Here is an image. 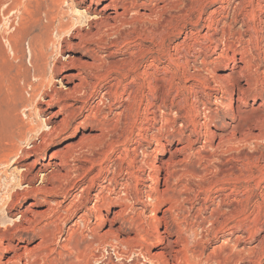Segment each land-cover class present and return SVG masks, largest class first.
Masks as SVG:
<instances>
[{
  "label": "bare ground",
  "instance_id": "bare-ground-1",
  "mask_svg": "<svg viewBox=\"0 0 264 264\" xmlns=\"http://www.w3.org/2000/svg\"><path fill=\"white\" fill-rule=\"evenodd\" d=\"M81 2H84L85 11L89 15L85 18L84 29L75 28L70 31L78 39L72 45L82 47L94 56L91 57V62L83 60L81 56L74 57L71 62L73 69L62 70L68 65L66 61L61 63L62 68L57 66L55 72L62 73L63 79L73 83L72 91L66 94L70 95L88 83L86 76H91L89 69L100 68V73L93 78L106 82L102 96L116 100L118 120L121 116L126 119L130 112L132 116L141 114L146 120L143 127L135 126L134 129L137 130L136 135L150 148V153L157 152L154 161L148 159L150 154H145L143 159L136 161L134 151H131V156L129 150L124 148L125 166L120 167L119 171L123 170L127 177L125 183H121V187L116 191L102 185L104 179L108 184L116 180L113 174L108 177L107 169L101 164L94 173H91L95 166L94 161H88L90 165H80L75 169L69 167L67 152L73 148L72 145L53 149L46 161L40 160L39 156L47 146L55 144V139L75 121V116L79 112L82 113V110L87 111L85 119L91 117L101 125L98 137L105 136L108 128L104 117L97 119L96 107L90 106L89 110L85 100L75 106L66 101L62 94L57 93L49 94V99L44 100L41 105L40 112L46 115L45 124H49L47 129L39 130L34 137L26 141L30 142V149L18 146L15 140L7 149L0 147V152H5L0 161L8 162L10 156L19 160L20 166L24 167L20 181L26 179L28 184L22 188L32 194L34 199L37 194H63L62 180L70 178L74 172L81 176L78 183L86 178L75 198L80 202L79 206L85 209L83 216L79 217L84 220L86 226L89 213H94L98 220L108 223V229L104 233L91 229L94 240L129 227L130 231L121 240V244L126 247L125 251L136 250L145 263L239 264L246 260V264H261L257 256V245L245 250V255L242 248L238 247L243 239L250 238L256 229L260 228L257 226L260 210L255 211L260 205L253 200L258 186L253 170L259 169L255 164L259 157L254 149L235 151L234 147L242 143L252 145L264 139V109L261 108L263 103L259 102L255 106V101L258 97L261 98V92L264 91V51L254 44V39L259 37L258 33L261 31V28L259 30L254 25V10L264 11V3L255 4L253 0H78L76 3ZM213 4L217 6L204 17L207 8ZM133 6L148 11L137 12L138 16L155 17L157 22L149 35L158 39L159 48L149 51L152 59L143 71H140L138 62L133 60L131 55L122 61L99 62L102 57L98 48H104L107 44L101 34H107L124 25ZM230 9L235 11V15L228 19ZM191 15L194 17L191 18ZM48 17L49 22L56 18L52 14ZM179 20H182L184 26L190 25L192 28H197L202 22L205 24L203 33L198 30L196 35L191 37L192 44L186 51L179 50L177 46H172L171 49L166 46V40L173 34L170 30ZM65 24L60 26L61 30L65 28ZM203 41L209 43V50L198 52L201 67L191 72V64L186 54L192 47L195 48L194 46L203 48ZM112 54L108 51L106 56L111 57ZM163 63L165 65H161ZM216 71L220 73L217 74ZM113 75L115 82L110 84L107 80ZM127 79L129 81L123 84ZM190 79L193 80L192 85H187ZM120 88L123 93L119 91ZM209 90L213 91V95ZM197 94L213 97L215 107L203 103L204 122L199 120L198 108L190 100L191 96L198 97ZM225 100H228V107ZM145 101L148 102L146 105ZM53 106L58 108L53 109ZM219 114H227L230 123L224 122ZM208 122L214 125L220 122L221 126L216 127L219 131L206 129ZM77 128L78 126L72 127V132ZM14 129V136L18 140L25 137L27 130H34L15 113L11 112L10 115L0 108V136L8 135ZM117 137L123 138L124 142L129 138L121 134ZM112 142L111 145L108 141L104 142V155L106 150H112L114 145H125L120 138H113ZM221 147L227 148L225 155H228L233 163L228 169L219 163L208 178L206 171L210 165L207 163L217 160L220 162L225 158L224 154H216ZM163 152L167 154L165 159L158 157V154L162 155ZM195 160L202 163L200 173H193L188 169V165ZM137 163L140 166H137ZM242 163L244 165L239 166ZM188 173H191L189 177L194 179L189 178ZM37 178L40 181L35 184ZM132 181L135 182L133 185ZM226 185L230 186L228 193H225ZM240 185L244 187L241 189ZM91 187H94L95 191L92 194L94 200L87 207L88 198L91 196L87 194V190ZM215 187L217 189L213 191ZM14 196L15 194L8 204L10 208L14 206ZM31 201L27 202L22 210L19 209L17 215L13 213L14 218L6 219L7 223L12 220L11 223L5 224L8 228L15 227L12 232L5 233V230L0 229V240H7L9 246L6 247L13 251L8 262L17 261L33 252L14 239L19 230H34L39 224L38 219L42 214L32 210L31 207L35 203ZM75 206L74 201L69 202L65 212L69 213ZM111 208L112 216L104 219L103 210L108 213ZM160 209L161 214L157 215ZM193 209L197 213L196 223L188 222ZM116 222L119 225L114 228ZM226 227L229 232L226 241L231 243L229 251L223 244L224 246L218 245V248L213 247L210 253H205L211 238L224 234ZM261 238L260 244L264 243V236ZM154 245H157L158 249L152 252L151 247ZM225 249L228 252L222 255Z\"/></svg>",
  "mask_w": 264,
  "mask_h": 264
},
{
  "label": "rangeland",
  "instance_id": "rangeland-1",
  "mask_svg": "<svg viewBox=\"0 0 264 264\" xmlns=\"http://www.w3.org/2000/svg\"><path fill=\"white\" fill-rule=\"evenodd\" d=\"M77 1L78 0H0V108H3L10 115L11 112L15 113L23 121L28 122L29 127L34 128L31 132L27 130L25 132L26 138L24 137L21 140L15 138V129L8 135L0 136V147L7 149L15 140L18 146L30 149V142L28 143L26 141L34 137L39 130L44 128L47 129L49 126V124H45L44 121L46 115L40 112L42 108L41 105L44 100L49 99V94H62V97L65 98L66 101L73 103L75 106L80 105L81 100H85V104L88 106L89 110L90 106H92V108L96 107V110H98L97 119H103L104 117V119L107 120L104 122L108 127L107 131L104 133L105 136L98 137L101 132L99 129L101 125L96 120H92L91 117L85 119L84 116L87 114V111L82 110V113L79 112L75 116V121L71 122V125L55 139V144L47 146L44 153L39 156V159L46 161V158L53 149L62 148L67 144L72 145L73 148L67 152V156L70 159L69 167L72 166L71 168L75 169L80 165H90L88 161H94L93 165L95 166L92 170L93 172H91L94 173L99 169L98 165L101 164L104 169H107L108 177H111L113 174L116 180L115 182L112 181L110 184H108L106 179L103 181L101 180L102 185H107L109 188H114L117 191L118 188L121 187V183H125V178L127 177L123 170L119 171L120 167L125 166L124 161L126 159L124 157L126 152L123 150L124 148L129 150L128 153L131 156L133 155L131 151H134L136 161L143 159L145 154H150L148 159L154 161V156L157 152L150 153V148H148L141 138L136 135L137 130H135L134 127H139L141 125L143 127L146 124V120L143 119L141 114L139 116H132V112H130L128 115L129 117L123 119L121 116L118 120L116 115V112H118L116 100L113 99V102V100H109L105 96H102L106 82H101L100 80L96 81V79L93 78L100 73V68L92 67L89 69L91 76H86L88 83L80 86L77 91L70 93V95H66L68 92L72 91L74 85L72 82L63 79L61 77L62 73L55 72V68L57 66L62 68L63 65L61 63L67 61L68 65L62 70L66 71L67 69H73L71 62L75 59L74 57L81 56L83 60L91 62V57L94 56L93 53H88L86 49L72 45L74 42H77L78 39L71 32L75 28L84 29L86 27L85 18L89 15L85 11L84 2L77 4ZM253 2L255 4L258 2L264 3V0H253ZM216 6L217 4L210 5L204 17ZM254 11L256 15L254 25L257 26L259 30L261 28V31L258 33L259 37L256 38L257 40L254 39V44H257V47L259 46L258 48L264 51V11L256 9ZM137 12L143 13L148 11L144 10L142 7L133 6L128 13V20L124 25L109 31L107 34H101L103 38L106 39L107 44H105L106 47L104 48H98V53L100 57H102L99 62L122 61L132 56L131 58L138 62L140 71L147 69L150 59H152V55L148 54L149 51H154L159 48L157 45L158 39L156 40L152 38L153 35H149L151 30L156 27L157 22L155 17H140ZM51 14L52 16L55 15L56 18L52 22H49L48 16ZM234 15L235 11L230 9L228 19L232 18ZM190 17L193 18L194 16L191 15ZM64 24L65 28L61 30L60 26ZM175 25L170 30L173 34L166 40V46H169V49H171L172 46H177L178 49L180 48L179 50L186 51L188 46L192 44V38L196 35V32L199 30L203 33L205 30V24L203 22L200 23L197 28H192L190 25L184 26L182 20H179ZM237 26H239V23ZM203 43L205 48L194 46L195 48L192 47L191 51L186 54L187 60H189L191 64H189L191 72L200 66V56L198 52H206L209 50L207 47L209 43L207 41H203ZM108 51L113 53L111 57L106 56ZM161 65H165V63ZM202 73L206 74L204 72ZM216 73L218 74L220 72L216 71ZM114 77L115 75L111 76L107 81L110 84L114 83ZM90 81L91 84L89 85ZM128 81L129 79L125 80L123 84ZM192 82L193 80L190 79L187 85H192ZM119 91L123 93L122 88H120ZM210 92L212 93L213 91ZM261 93V98H257L255 106L259 102H262L263 106L261 108L264 109V91ZM197 95L198 97L196 98L191 96L190 100L198 108L197 115L199 120L204 122L205 110L203 109V103L215 107L212 101L213 97L210 96V98H208V96L204 94ZM225 102L228 107V100H225ZM147 103V101L144 102L145 105ZM57 108L58 106H53V109ZM219 115L224 122L227 121L226 123H230L227 114ZM75 126H78V128L75 132H72V127ZM220 126V122L215 123V125L208 122L206 129L217 132L219 130L216 129V127L219 128ZM130 133L133 134L130 135ZM120 134L123 137L129 136L128 140L124 142L123 138L117 137ZM113 138H120V141L125 143V145H114L112 150H109L110 148L107 149L109 151L106 150L105 155L108 154L105 156L103 151L106 149L104 147L106 143L104 142L108 141L109 145H111L113 144ZM226 149L225 147H221L216 151V154L219 156L222 154L225 155ZM253 149L255 150L256 156L259 157L255 161L259 169L256 171L253 170L254 176H256L255 182H258L253 200L258 203V206L260 205L259 208L255 210L257 212L260 210L257 226L263 228L256 229V232L250 236V238L243 239L238 247L242 248L244 253L249 247L257 245L258 260L260 259L261 264H264V243L260 244L259 242L262 239L261 237L264 236V139H260L252 145L242 143L234 147L235 151H248ZM4 155L5 152H0V158H4ZM118 156L120 158H118ZM158 157H163V159H165L167 154L163 152L162 155L158 154ZM210 163H207L210 165V168L208 167L207 170L208 172L206 171V176L208 178L212 176V172L215 171L219 163H221L224 168L228 169L233 162L228 155H225V158L221 159L220 162L217 160ZM138 165L140 166L139 163H137V166ZM242 165H244V163L239 164V166ZM202 167V163L197 160L188 165V169L193 173L202 172ZM23 169L24 167L20 166V162L16 157L10 156L8 162L0 161V229L1 231L5 230V233L12 232L15 227H5L7 223L5 222L6 219L14 218L12 214H16L19 209L22 210L24 205L30 200L35 203L34 206L31 207L32 210L42 215L39 217V224L34 230H19L14 236L15 241L19 240L20 244L25 245L33 252L24 255L17 261L8 262V259L13 255V251L11 248L6 247V245L9 246L7 240H0V264H148L145 263L141 255L137 254L136 250L125 251L126 247L121 244V240L125 238L130 231L129 227L123 228V230L118 232L105 234L99 240H94L91 229L94 228L95 231L104 233L108 229V223L105 220H98L94 213H89L86 217V219L89 217L87 219L88 226H86L84 220L79 217L80 215L83 216L85 209L79 206L80 202L76 201L75 198L78 196L79 190L84 185L86 178H83V182L78 183L81 176H78V174L74 172L71 174L70 178L68 177L62 180V184L64 183L63 194H53L50 196L37 194L34 199L32 194L25 192V188H22L28 185L26 179L20 181V174L24 172L22 171ZM189 175H191V173H188V177ZM191 179L194 178L192 177ZM39 181L40 179L37 178L35 184L39 183ZM133 181L132 185L135 183ZM225 187V193L230 192V186L228 187L226 185ZM243 187L244 185H240L241 189ZM216 189L217 187L213 188V191ZM94 192V187L87 190V194L89 196L91 195L88 198L87 207L90 206L94 200V198H92ZM13 194H15L13 197L15 198V203L13 208H10L8 204L11 203ZM193 196L192 193L191 197ZM73 201L76 206L73 207L69 213H66L65 208L69 202L71 203ZM194 201L196 203V200ZM57 202H61V204L57 205ZM194 206L196 207V205ZM161 209L157 211V215L161 214ZM112 210L113 208H111L108 213L103 210L104 219L112 216ZM57 212L58 214H54ZM196 214V210H194L188 222L196 223ZM204 214L207 215V213ZM28 215L30 216V214H27V216ZM16 217L17 216H15V218ZM11 221H8L7 224L11 223ZM118 225V222H116L114 228ZM227 229L228 227H226L224 234H218L216 238H211L206 245L205 253H210L213 247L218 248V245H225L226 249L229 251L231 243L226 241L229 235ZM245 237H247V235H245ZM191 238H193V236H191ZM157 249V245L151 247L152 252L157 251ZM227 250L225 252L222 251L221 254L224 255L228 252ZM243 255H245V253ZM246 263L247 261L245 260L239 264Z\"/></svg>",
  "mask_w": 264,
  "mask_h": 264
}]
</instances>
